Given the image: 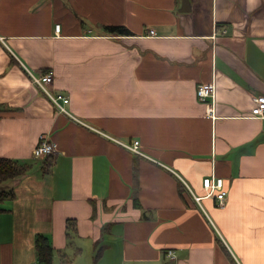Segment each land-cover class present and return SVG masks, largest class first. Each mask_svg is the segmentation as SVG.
Segmentation results:
<instances>
[{
	"label": "crops",
	"instance_id": "0c3cea01",
	"mask_svg": "<svg viewBox=\"0 0 264 264\" xmlns=\"http://www.w3.org/2000/svg\"><path fill=\"white\" fill-rule=\"evenodd\" d=\"M261 96L264 0H0V158L30 166L0 183V264L42 263L38 235L52 264H264ZM43 135L57 153L37 159Z\"/></svg>",
	"mask_w": 264,
	"mask_h": 264
},
{
	"label": "built area",
	"instance_id": "2783aa9c",
	"mask_svg": "<svg viewBox=\"0 0 264 264\" xmlns=\"http://www.w3.org/2000/svg\"><path fill=\"white\" fill-rule=\"evenodd\" d=\"M61 26H56V32H60ZM30 78L33 80V82L41 89L43 94H47V96L50 98V100L56 105L57 112L61 114H66L67 116L72 117L70 112L66 110L65 105L69 103V98L65 97L62 94H54L51 90H49V85L53 82L54 74L52 71H46L41 72L40 74H36L34 72L28 71ZM215 85L212 83H206V84H200L197 89V97L198 99L206 103L207 105V114L209 116H213L215 111ZM255 106L252 110V114L256 118L264 119V96L258 97L255 100ZM138 142L135 143V146L131 148L133 151H137L138 149ZM129 148V146H126ZM56 150V146L53 145L52 141L45 142L40 146H36L33 150V156L35 158H39L41 156H50L53 155V152ZM205 187L207 189H222L223 183L222 180H217L216 182L211 181L210 179L205 180ZM226 193L221 192L218 195V198L221 200V206H223V199L225 197ZM198 201L201 200V198H197Z\"/></svg>",
	"mask_w": 264,
	"mask_h": 264
},
{
	"label": "trees",
	"instance_id": "16d2710c",
	"mask_svg": "<svg viewBox=\"0 0 264 264\" xmlns=\"http://www.w3.org/2000/svg\"><path fill=\"white\" fill-rule=\"evenodd\" d=\"M104 30L109 35H131V32L123 26H106L104 27ZM47 157L51 158L53 157V155ZM29 169V165H22L17 161L0 158V183L16 179L25 174ZM12 196H14V194L8 193L6 191H0V202L5 199L11 198ZM66 227L67 238L69 241H71L77 233V226L75 220H68ZM35 246L36 253L40 262H42L43 264H52L55 250L50 244L49 240L43 235H38L36 238ZM61 255L65 256L64 252H61ZM97 257L94 260V264H96L97 262Z\"/></svg>",
	"mask_w": 264,
	"mask_h": 264
},
{
	"label": "bare ground",
	"instance_id": "6f19581e",
	"mask_svg": "<svg viewBox=\"0 0 264 264\" xmlns=\"http://www.w3.org/2000/svg\"><path fill=\"white\" fill-rule=\"evenodd\" d=\"M150 34L151 35H155V32L154 31H151L150 32ZM54 79H55V77H54ZM54 79H53V82H54ZM53 82L48 86V87H50L52 84H53ZM212 84H214L215 85V90L217 91V89H216V83H215V81L214 82H211ZM197 89H198V87H197ZM50 90V89H49ZM55 94V93H54ZM47 95V94H46ZM63 95V94H62ZM65 96V95H64ZM65 97H67V96H65ZM215 97H216V92H215ZM49 98V97H48ZM68 98V97H67ZM50 99V98H49ZM69 102H70V99H69ZM54 104V103H53ZM69 104V103H68ZM68 104H66L65 105V108L67 107V105ZM214 104H215V100H214ZM55 105V104H54ZM55 107H56V105H55ZM57 108V107H56ZM66 110H68L67 108H66ZM214 113H215V111H214ZM213 116H214V114H213ZM252 116H253V114H252ZM254 117V116H253ZM256 118V117H255ZM260 119V118H259ZM264 120V119H263ZM43 141H45V142H50V140H49V138L47 137V136H45V135H43V136H41V138H40V143L38 144V146H40L42 143H43ZM136 142H138L139 144H138V149H137V151L135 152V151H133L131 148H133L134 146H135V143ZM136 142H134L132 145H130L129 146V148L128 149H130V150H132L135 154H138V155H140V153H141V151H140V142L139 141H136ZM53 143V142H52ZM53 145H55L54 143H53ZM56 146V145H55ZM57 153V146H56V150L53 152V155L54 154H56ZM43 157H46V156H41V157H39L38 159H40V158H43ZM206 179H210L211 181H214V182H216L217 180H222V183H223V187H222V189L220 190V189H214V190H212V189H207L206 187H205V180ZM206 179H204L203 180V187H204V189H205V193H206V195H205V197L204 198H206V199H212V198H215L216 200H217V205H218V207L219 208H225V206H226V199H227V192H226V190L224 189V181H223V179H217V178H206ZM221 192H225L226 193V195H225V197H224V199H223V206H221V200L218 198V195L221 193ZM166 257H168V258H171V259H174L175 258V255H174V252L173 251H168L167 252V254H166ZM37 264H40V263H37Z\"/></svg>",
	"mask_w": 264,
	"mask_h": 264
},
{
	"label": "rangeland",
	"instance_id": "374dc122",
	"mask_svg": "<svg viewBox=\"0 0 264 264\" xmlns=\"http://www.w3.org/2000/svg\"><path fill=\"white\" fill-rule=\"evenodd\" d=\"M28 171H29V170H28ZM28 171H27V172H28ZM27 172H26V173H27ZM26 173H25V174H26ZM25 174H23V175H25Z\"/></svg>",
	"mask_w": 264,
	"mask_h": 264
}]
</instances>
